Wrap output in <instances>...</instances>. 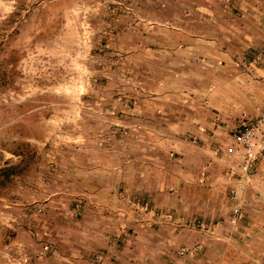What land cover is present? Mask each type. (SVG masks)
Here are the masks:
<instances>
[{
    "label": "rangeland",
    "instance_id": "rangeland-1",
    "mask_svg": "<svg viewBox=\"0 0 264 264\" xmlns=\"http://www.w3.org/2000/svg\"><path fill=\"white\" fill-rule=\"evenodd\" d=\"M232 5L0 0V254L29 252L21 244L40 240L51 218L53 226L67 227L65 237H79L60 222L64 215L79 223L89 218L84 227L92 232L84 240L96 239L110 264H204L222 244L208 242L215 251L207 254L211 234L194 238L204 245L193 247L179 230L194 222H178L176 232L168 225L174 204L184 201L186 174L203 172L206 180H192L190 191L203 189L208 203L221 199L220 206L231 207L230 224L219 231L232 228L238 256L253 255V235L264 236V228L252 225L247 201L237 222L232 209L239 196L253 195L255 174L237 196L224 190L223 180L224 173L243 179L240 160L224 150L234 134L226 121L236 117L227 112L239 101L206 99L221 88L235 90L244 57L238 48L249 41ZM257 117L239 120L237 130ZM86 203L105 207L83 218ZM54 204L62 205L58 214ZM58 247L79 251L71 242ZM28 262L24 257L21 264Z\"/></svg>",
    "mask_w": 264,
    "mask_h": 264
},
{
    "label": "crops",
    "instance_id": "crops-1",
    "mask_svg": "<svg viewBox=\"0 0 264 264\" xmlns=\"http://www.w3.org/2000/svg\"><path fill=\"white\" fill-rule=\"evenodd\" d=\"M232 3V6H234L236 11H238V13H236L234 16L236 19L241 21L240 24L243 25L240 33H249V41L243 39V44H241V46L238 48L240 52H243L240 53V55L244 57H238L237 66L239 69L235 77H233L234 81L231 84L232 87H235V90L231 91V89H229L226 91L224 88H221V90L212 91L209 93L206 99L230 98L240 102V104L239 102L232 104L230 107L231 110L227 112V116H231V114L236 115L234 118V123L232 122V124H230V121H226V124L228 125L227 128L235 132L237 131L236 127L239 123V120L252 119L264 112V0H232ZM261 50H263V54H261L263 57H260L261 59H254L252 55L255 54V51L259 52ZM257 61H262V63H257ZM256 63L258 65H256ZM236 86H238L239 91H236ZM221 114L223 115L225 113H223L221 110ZM248 116L251 118H248ZM254 174L253 183L249 187V189H251L248 191V194L253 193V195L250 197H244L243 199H240L239 196L237 198L238 201H235L237 206L234 205L232 211L235 208L242 206L243 203L244 206H246L245 203L247 201L248 208L254 213V217L251 219L252 225H254L256 228H264V213L261 215L258 214V218L256 214V212L259 211L264 212V200L261 201L258 199V196H262L264 194V158H262L256 167ZM186 176L188 178L185 179L189 180V185H187L183 190L185 193V195H183L184 201L181 202L182 200L178 199L173 206V209L175 210V212H173L174 220L171 222L173 219L172 218L169 220L170 222H168V225L173 227L171 229L176 232L178 229V222H194L195 228H192L191 224L189 225L191 228L179 230L184 231L185 234H187V237L192 238L189 242L193 243V247L204 243L200 242V240L194 239H198L197 236L199 237L201 233L212 235L211 237L209 236V238H207L208 240H205L207 254L215 251L211 245L207 246L208 242H210V244L216 243L217 245H223V247L220 245L218 251L213 254L214 258L212 260H206L204 264H240V260H244V264L264 263V236L261 233L253 235V240H255L253 246H257V248H254L252 251L253 255L243 252L241 253V256H238V252H236V250L238 251V249H236V246L238 247L236 242L237 236L234 234V230L232 228H228L225 230V232L219 231V228L225 226V223L228 225L230 224L231 219H228L227 214L231 210V207H223L222 205L220 206L221 199H216L215 203H208V198L202 195L203 189L200 190L199 194L195 193L196 196L193 195L192 191H190L192 180L198 184L202 183L207 178L206 174L200 172L198 174H194V176L187 174ZM229 177L230 175L228 173L223 174L224 185L226 186L224 190L227 189L228 194L232 195V193L235 192V186L242 181L238 180V178L230 179ZM229 183L231 186L228 185ZM212 189L218 195L223 192V189L217 186L212 187ZM186 190L188 193H186ZM191 193L192 197H190ZM178 194L181 195L182 193ZM228 194L227 196H229ZM61 206L62 205L60 204H54L52 211L58 214V212L61 210ZM100 207L104 208L105 206L98 203H86V205L82 207L84 212L80 213V216L83 217L84 214H86V216L83 218L88 217L90 216V211H98ZM222 218L225 220L220 224L218 220ZM66 219L70 220V223L65 222ZM78 220L79 219L74 218L70 219L64 215L61 216L60 222L62 224H70V226H74L72 235L73 233H78L80 235L76 238L73 235V237L70 238L65 237V229L67 227L60 229L58 226L52 225L55 223V219H48L45 224L43 223L42 227L44 231L42 234L44 235H42V238H39L40 240H34L35 238L30 237L29 242H24L21 244L22 246L26 247L27 251L29 252L20 251V254L18 255L14 254L13 252L1 253L0 264H21V261H23L24 257L29 260L28 264H34V262H38L37 264H62L64 260H71L72 263V260L74 259V264H110L109 260L107 259H110L111 255L108 252L101 250L96 239L84 240L85 237L88 239L90 236L89 234L92 232V227H84V224L86 226L89 225V218H87L86 222L81 220L82 223H79ZM217 222L218 224H216ZM203 225L208 227L209 230L203 231L196 229V226L201 227ZM213 228H215L213 233H207ZM105 231L106 230H104V232ZM254 233H256V230ZM64 242H71L74 246L76 244L79 247V251L73 250L71 254H69L70 252L68 253L63 251L58 246ZM203 245L204 244H202V246ZM49 247L52 249L51 252Z\"/></svg>",
    "mask_w": 264,
    "mask_h": 264
},
{
    "label": "built area",
    "instance_id": "built-area-1",
    "mask_svg": "<svg viewBox=\"0 0 264 264\" xmlns=\"http://www.w3.org/2000/svg\"><path fill=\"white\" fill-rule=\"evenodd\" d=\"M232 141L224 150L227 155L240 160V175L243 179L235 191L237 196L251 182L256 167L264 158V114L243 124L234 132ZM241 217V210L235 208L232 222L239 221Z\"/></svg>",
    "mask_w": 264,
    "mask_h": 264
},
{
    "label": "trees",
    "instance_id": "trees-1",
    "mask_svg": "<svg viewBox=\"0 0 264 264\" xmlns=\"http://www.w3.org/2000/svg\"><path fill=\"white\" fill-rule=\"evenodd\" d=\"M11 171H15V168H12ZM6 172H8V170H4L3 174H4V173L7 174ZM7 175H8V174H7Z\"/></svg>",
    "mask_w": 264,
    "mask_h": 264
}]
</instances>
